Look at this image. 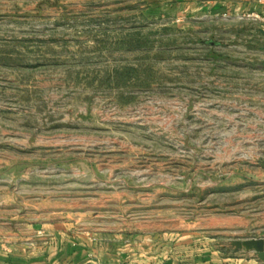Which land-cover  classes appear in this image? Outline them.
Segmentation results:
<instances>
[{
	"label": "rangeland",
	"instance_id": "1",
	"mask_svg": "<svg viewBox=\"0 0 264 264\" xmlns=\"http://www.w3.org/2000/svg\"><path fill=\"white\" fill-rule=\"evenodd\" d=\"M149 3L0 0V218L264 238L251 22Z\"/></svg>",
	"mask_w": 264,
	"mask_h": 264
},
{
	"label": "crops",
	"instance_id": "2",
	"mask_svg": "<svg viewBox=\"0 0 264 264\" xmlns=\"http://www.w3.org/2000/svg\"><path fill=\"white\" fill-rule=\"evenodd\" d=\"M148 7L177 20L250 21L252 41L264 58V0H150ZM209 234L210 229L172 230L146 225L117 231H79L65 217L8 215L0 218V264H264L254 251L231 245L233 240L262 236L224 232L228 243L220 244L215 242L216 235Z\"/></svg>",
	"mask_w": 264,
	"mask_h": 264
},
{
	"label": "water",
	"instance_id": "3",
	"mask_svg": "<svg viewBox=\"0 0 264 264\" xmlns=\"http://www.w3.org/2000/svg\"><path fill=\"white\" fill-rule=\"evenodd\" d=\"M231 245L247 251H254L259 260L264 263V238H248L244 240H233Z\"/></svg>",
	"mask_w": 264,
	"mask_h": 264
}]
</instances>
